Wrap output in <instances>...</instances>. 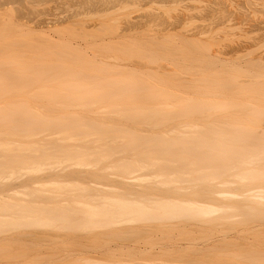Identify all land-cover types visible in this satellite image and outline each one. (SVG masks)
I'll list each match as a JSON object with an SVG mask.
<instances>
[{"label":"bare ground","instance_id":"1","mask_svg":"<svg viewBox=\"0 0 264 264\" xmlns=\"http://www.w3.org/2000/svg\"><path fill=\"white\" fill-rule=\"evenodd\" d=\"M22 1L0 0V242L63 230L105 247L73 242L68 264H264V0H223L220 21L205 0H60L39 22Z\"/></svg>","mask_w":264,"mask_h":264},{"label":"rangeland","instance_id":"2","mask_svg":"<svg viewBox=\"0 0 264 264\" xmlns=\"http://www.w3.org/2000/svg\"><path fill=\"white\" fill-rule=\"evenodd\" d=\"M22 1V0H21ZM46 1V0H45ZM44 0H43V2H40V3H42L43 5H39V6H37L36 4H34V5H36V8H35V6H32L31 5V3H30V5H28L29 4V2L27 3L26 1L24 2V0L21 2V4L18 6V9H16L17 11H16V13H18V14H16L15 13V16H16V18H18L19 17V15H35L37 18H35L34 16L32 17V19H34V21L37 19V21L39 20V18H40V20L42 19L41 17L44 15V17H43V19H46V18H48L47 17V13H45V11H47L48 13H50V10L52 9V11H54L55 9H57L58 7H60V8H62V6H63V10L64 9H66V5L67 4H65V5H63L64 3H63V1H61L60 2V0H58V1H56V3H59V4H56L55 3V1L54 0H48L49 2H45ZM51 1V2H50ZM53 1V2H52ZM65 1V0H64ZM207 3H204V4H202V5H210V6H212L213 8H215V9H218V14H217V19L216 20H218V21H220V7H221V4H222V2H223V0H205ZM46 3V4H45ZM50 3V4H49ZM52 3H55V4H52ZM56 5H58L57 7H56ZM62 5V6H61ZM197 5H200V4H197V3H195V2H191V1H186V4H185V6H188V7H193V6H197ZM42 6V7H41ZM22 7V8H21ZM31 7V8H30ZM37 7H39V8H37ZM41 7V8H40ZM56 7V8H55ZM65 7V8H64ZM25 8V9H24ZM59 8V9H60ZM38 9V10H37ZM61 10V9H60ZM183 10H184V7H180V11H178L176 14L178 15V13H182L183 12ZM51 11V12H52ZM132 11H134V10H132ZM137 11V10H136ZM136 11H134L135 13H132L131 14V16L133 15V16H138V15H140L141 14V9L140 10H138L137 11V13H136ZM33 14H32V13ZM46 15H45V14ZM2 16L0 15V21L1 22H5V24H6V22H8V20H9V17H5V16H9L10 15V17H13V15L12 14H9L8 12L6 13V14H4L3 12H2ZM9 14V15H8ZM173 14H175V13H173ZM15 16H14V18H15ZM31 16L29 17V19L30 20H32L31 19ZM5 17V18H4ZM8 18V20H6ZM14 18H11V20L12 19H14ZM5 19V20H4ZM21 19V18H20ZM25 19V18H24ZM23 19V20H24ZM27 19H28V17H27ZM27 19H25V20H27ZM25 20L24 21H22V22H25ZM10 21V20H9ZM28 21V20H27ZM26 21V22H27ZM33 20H32V22H30V21H28V22H30L31 24H33V22H34ZM36 21V22H37ZM43 21V20H42ZM36 22H34V23H36ZM39 22V21H38ZM9 23H11L12 24V22H9ZM29 23V25H31ZM65 24V23H64ZM70 24V23H69ZM66 25L67 26H69L68 25V23H66ZM66 25H63L64 26V28L65 27H67ZM203 25H205V24H203V23H201V22H198L196 25H194L193 27L194 28H196V27H201V26H203ZM33 26V25H32ZM35 26V25H34ZM33 26V27H34ZM62 26V23L60 24V27H63ZM71 26V27H70ZM69 27V29H67V28H65V29H67V30H64V28H62L63 29V31L61 32V30L60 31H58V33H56V32H54L53 33V31L50 33L51 35H55L54 37L57 39V38H59V37H63V39H65L66 41L67 40H71V41H73V40H75L74 41V43H76V42H78V40H80V39H82L81 37H79V35H77L76 34V32L77 31H79V30H76L77 29V26L74 28L73 27V24L72 25H70ZM214 26H218L217 25V23H215V25ZM74 28V29H73ZM78 29H79V26H78ZM48 33H49V30H46ZM40 32H42V31H40ZM45 32V31H44ZM43 32V33H44ZM47 32H45V34L47 33ZM38 33V32H37ZM36 33V34H37ZM35 34V36L34 37H37V40L40 38L41 39V41L43 40V41H46V40H44V39H47L49 36V34H47L46 36H48V37H46L45 36V38L43 37L44 36V34H43V38H41V33H40V35H39V33H38V36ZM40 36V37H39ZM86 36V35H85ZM109 36V35H108ZM107 36V37H108ZM112 36V35H111ZM111 36H109L108 38H107V40L108 41H110L111 42V40H109V38L111 37ZM39 37V38H38ZM64 37H66V38H64ZM101 36H99V38H100ZM219 37H221L220 36V33L218 34V37H216V39L215 40H219L220 41V38ZM85 39H86V37H84ZM89 38H90V40H91V36H89ZM89 38L87 39L88 41H89V43H91L90 42V40H89ZM97 38V37H96ZM112 38V37H111ZM62 39V40H63ZM84 39V42L86 41ZM48 40V39H47ZM59 40V39H58ZM65 40H64V42H65ZM215 40H212V41H215ZM38 41H40V40H38ZM82 41H83V39H82ZM81 41V42H82ZM88 41H87V44H88ZM91 41H97V40H94V38H93V40H91ZM219 41H216L217 42V44H215V45H213L212 44V49L213 50H211V52L213 51V52H216L217 50H219L220 49V47H221V45H219ZM58 42H60V40L58 41ZM63 42V43H64ZM99 42V44H101V42H100V40L99 41H97V43ZM208 43H209V41H207ZM95 43V42H94ZM106 43V45L108 44L107 42H105ZM105 43H103V44H105ZM207 43V44H208ZM211 43V42H210ZM210 43H209V45H210ZM221 43V42H220ZM93 44V43H92ZM88 45H90V44H88ZM109 45V44H108ZM94 46V45H93ZM100 46V45H99ZM98 45L96 46V47H99ZM102 46H105V45H102ZM211 46V45H210ZM95 46H94V49L92 48V47H89V48H92L93 49V51L95 50V48H96ZM101 47V46H100ZM97 50H98V52H101L102 51V47H101V51H99V49L97 48ZM97 50H95V51H97ZM104 50V49H103ZM105 52H107L108 53V51H106L105 50ZM104 52V53H105ZM212 52V53H213ZM106 53V54H107ZM108 55H109V53H108ZM7 56V55H6ZM1 57H4L3 55L1 56ZM3 104H2V103ZM33 102V101H32ZM7 103H10V101H4L3 102V100H1L0 101V106H2V105H4V104H7ZM31 103V102H30ZM32 104V103H31ZM34 105L36 104V106H35V108H37L39 111H40V113H42L43 112V114H45V112H46V110H47V108L48 109H51L52 107H54L55 109H57L56 107H58L59 108V110H61V107L60 106H58V105H56V106H54L52 103H49V102H47V101H43V100H38V101H34V103H33ZM32 104V105H33ZM49 105H52V106H49ZM32 110H36V109H34V107H33V109ZM37 110V112H39ZM59 110H57V111H59ZM34 112H36V111H34ZM50 111H47V113L46 114H48ZM1 128V127H0ZM2 131H5V129L4 130H0V133L2 132ZM5 133H6V131L3 133V135H4V137H6V136H8V137H12V138H14L13 136H11V135H5ZM1 135V134H0ZM3 135H1L0 136V139H1V137H3ZM42 135H44V134H42ZM25 139V138H24ZM28 139V138H27ZM21 152H25L26 154H28L27 152H28V150H20ZM1 153V155L4 153V152H2V151H0ZM30 152V151H29ZM31 153V152H30ZM1 155H0V158H1ZM0 161H1V159H0ZM2 161H3V159H2ZM1 161V162H2ZM15 169H18V168H16L15 167ZM0 173H2V172H0ZM59 231V233H57V231H56V233H55V236L57 237V239H56V237H55V241L53 240V238L51 239V240H42V239H39V240H35L34 239V241L32 242V240L33 239H30V241L28 240H26V239H21V240H14V242H10V240L9 241H7L6 243L3 241V242H0V246H2V247H0V264H36V263H39V264H48V262H49V264H50V262H51V260H53L54 261V264H60L61 263V261L63 260V258H64V260L62 261V263L61 264H68V263H66V262H70V260H72L73 259V257L72 256H74V255H72V253L70 252V249H69V247L71 246V249H75V247H78L79 246V244H82L81 242L82 241H80V240H78V238H76V240L77 241H75V238L74 237H72L73 239H71V238H69L67 235L68 234H71V233H67V231H64V233H63V230L62 231H60V230H58ZM262 231H264V229L263 230H261V236L258 234V236H256V237H254V240H255V242H257L258 241V243H256L257 245L259 244V242H260V245H262V243H261V241H263L264 240V238H262L263 236H264V233H263V236H262ZM215 232V231H214ZM213 231H212V233L211 234H213L214 233ZM219 231H216L215 232V235L214 236H216L217 235V233H218ZM260 232V231H259ZM78 233H80V231L78 232ZM221 233V232H220ZM59 234L61 235V237L63 236V235H66V239H67V242L71 239L72 240V242H71V240L66 244L65 243V241H64V238L63 239H60L58 236H59ZM211 234H210V236H211ZM253 235V234H252ZM252 235H250V236H252ZM71 237V236H70ZM253 237V236H252ZM258 237H259V239H260V237H261V239H263V240H259L258 239ZM60 240H59V239ZM257 238V239H256ZM65 239V240H66ZM169 240V239H168ZM257 240V241H256ZM21 241V242H20ZM51 241V242H50ZM57 241V242H56ZM80 241V242H79ZM85 241V240H84ZM87 241V240H86ZM64 242V243H63ZM73 242H79L78 243V246H76L77 244H75V243H73ZM89 242V241H88ZM87 242V244H89V247H87V252L88 253H91L92 252V249L93 250H95V251H97L98 249L99 250H101V249H105V247H103V246H101L100 244H101V242L99 241V240H96V239H94V240H92V242L91 243H88ZM167 242V241H166ZM169 242V241H168ZM71 243H73V244H71ZM112 243V242H111ZM110 243V245L111 246H114L115 244H116V242H113L112 244ZM11 244V245H10ZM60 244H62V245H64V247L62 246H59ZM68 244H70V245H68ZM84 244V245H83ZM82 245L83 246H85V247H83V246H81V247H83L82 249H81V247L79 246L78 248H79V250H77L78 248H76L75 250H71L72 252H76V253H78V252H84V251H86L85 249H86V246H87V244L86 243H83ZM86 244V245H85ZM4 245H5V251H4ZM8 245V246H7ZM10 245V246H9ZM66 245H68V246H66ZM73 245V246H72ZM98 245H100V246H98ZM7 246V247H6ZM66 246V247H65ZM97 246H98V249H97ZM53 247H54V249H53ZM74 247V248H73ZM101 247V248H100ZM1 248H2V250H1ZM66 248H68V250H69V252L71 253V259L69 258V252H66L65 251V249ZM85 248V249H84ZM95 248V249H94ZM56 249H59V251H61V252H59L58 250H56ZM61 249V250H60ZM64 249V250H63ZM84 249V250H83ZM97 249V250H96ZM52 250H54V252H53V254L54 253H56L57 254V256H55V255H53L52 254ZM67 250V249H66ZM67 250V251H68ZM98 250V251H99ZM63 251V252H62ZM90 251V252H89ZM64 252L66 253L65 255H67L66 256V259L67 258H69V261L68 260H66L65 259V257H63V256H65L64 255ZM73 253V254H76V253ZM94 252V251H93ZM3 253V254H2ZM20 253V254H19ZM61 253H63V255H59V257H58V254H61ZM18 254V255H17ZM52 254V258L50 257V255ZM49 255V256H48ZM54 256H55V258H54ZM62 256V257H61ZM61 260H59L58 258ZM76 257V256H75ZM75 257H74V259H75ZM51 260H50V259ZM57 258V259H56ZM48 259V260H47ZM55 259V260H54ZM48 262H47V261ZM56 260H59V261H56ZM53 261H52V263L51 264H53ZM75 261V260H74ZM129 262V261H128ZM123 262V263H121V264H131L132 262ZM137 263V262H136ZM82 264H84V263H82ZM86 264V263H85ZM87 264H90V263H87ZM93 264V263H92ZM97 264V263H96ZM139 264H142V262H139ZM145 264V263H144Z\"/></svg>","mask_w":264,"mask_h":264}]
</instances>
